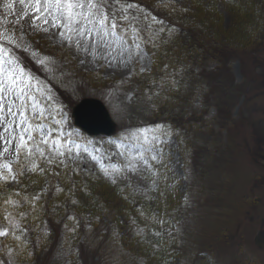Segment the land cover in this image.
Returning <instances> with one entry per match:
<instances>
[{
    "label": "rangeland",
    "instance_id": "374dc122",
    "mask_svg": "<svg viewBox=\"0 0 264 264\" xmlns=\"http://www.w3.org/2000/svg\"><path fill=\"white\" fill-rule=\"evenodd\" d=\"M128 2L136 3L158 20L175 27L178 24L173 14L169 10L166 12L162 4L170 3L176 8L187 6L186 14H197L201 8L205 16L215 17L213 27L218 32H214L222 35L221 44L234 41L231 32L238 21L237 15L248 24L247 30L234 31L237 37L240 34L242 38L247 37L246 33L254 35L259 31L260 23L264 28L262 8L252 11L254 15L245 19V15L252 12L236 9L228 0ZM8 3L14 8L5 7ZM209 11L215 12L208 14ZM22 12L18 0H0V31H14L18 36L27 34L24 39L29 42L28 52L16 50V54L39 80L41 90L51 89L54 107L63 105V111L67 113L64 131L79 133L82 139L76 136L74 139L81 144V149L85 140H92L89 151L100 147L102 152L96 155L100 163L111 170L113 165L126 163V156L118 155L119 152L136 151L132 140L123 141L121 148L106 143L118 139L125 128L152 126L153 130L148 133L150 140L152 137L167 139L155 127L157 124L170 125L174 130L170 142L163 146L165 160L155 165L159 169L155 191L149 190L151 181L146 178L147 173L141 171L132 173L127 170L113 185L103 178L99 164L90 158L81 165L79 173L87 184L86 194L76 189L60 196L56 188H62L61 180L38 173H25L19 184H6L9 191L21 190L23 195H34L47 185L42 201L47 210L42 214L46 224L41 220H30V223L38 224L41 230H50L48 240L51 244L46 252L43 249L35 251L36 264H53V254L64 236V225L74 223L67 219L70 215L79 220V239L75 246L79 249L80 264H109V249L116 247H122L132 255L143 254L138 238L134 236L135 228L142 225L139 215L126 216L120 203L129 185L135 191L127 194L142 196L145 199L143 208L151 206L153 212L167 213L169 223L178 230L181 243L176 248V264L190 254L195 264H204L206 256L213 257L215 264H264V41L258 42L261 41L259 37L264 39V31L256 37L251 48L227 50L222 65L212 57L204 61L193 58L189 73L200 78L188 80L182 93L178 87L174 94L181 96L175 103L167 94L166 100L163 94L154 98L159 107L152 110L153 101L147 96L155 87L153 80L148 78V75L153 77V49L147 48L148 56L141 61L136 56L128 59L127 52L121 57V47L113 45L115 70L109 67L111 57L94 63L89 57L90 62L85 67L79 64L80 57L73 58L74 50L69 52L62 48L58 39L35 28L29 29L30 21L22 19ZM249 23H254L253 28ZM200 31L196 32L203 35ZM219 42L216 41L218 45ZM218 45L216 47L221 49ZM33 51L35 57L31 55ZM101 51L107 53L110 49ZM46 57L43 66L37 63ZM121 59L128 61L126 67L120 65ZM97 64L103 67L98 68ZM129 94L131 101L127 99ZM85 100L104 104L115 129L112 135L89 136L74 124V108ZM109 156L112 159H108ZM69 171L73 179H79L71 168ZM80 188H85V183ZM73 200L77 203L73 204ZM57 205L59 207L53 212V206ZM77 207L82 213L80 216L76 211L79 217L75 212ZM109 207L117 211L109 209L110 213H106L105 209ZM97 216L99 221L92 226ZM131 218L136 219V225L131 224ZM113 228L119 234L118 243L111 239ZM39 234L43 236V231ZM166 259L170 258H151L150 264H162ZM123 260L124 264H135L128 256Z\"/></svg>",
    "mask_w": 264,
    "mask_h": 264
},
{
    "label": "snow or ice",
    "instance_id": "6c2138e0",
    "mask_svg": "<svg viewBox=\"0 0 264 264\" xmlns=\"http://www.w3.org/2000/svg\"><path fill=\"white\" fill-rule=\"evenodd\" d=\"M23 8L22 19L29 20V29L35 28L59 40L62 48L69 52L74 50L75 56L80 57L79 64L87 66L89 57L91 62L101 59L108 61L109 67L115 70V51L113 45L121 47V57L128 53V59L139 57L142 61L148 56L147 48L156 51L161 47L173 44L179 36L177 27L168 26L164 20H158L140 8L139 5L128 0H18ZM237 3L240 0H236ZM13 9L14 5H5ZM187 11V9H183ZM142 14V15H141ZM158 27H153V25ZM24 33L18 36L14 31H0V264H36L34 253L37 250H48L51 242L48 240L50 230H41L38 224L31 221L42 220L46 213L43 197L47 192V185L40 192L32 195H23L21 190L9 191L5 185L20 179L25 173L51 175L60 178L67 176L68 170L79 175L81 165L90 158L99 164L103 178L113 185L119 176L127 170L132 173L146 172L150 179L151 191L156 190V178L159 169L155 165L162 164L165 160L164 144L169 143L174 130L170 126L157 124L165 140L152 137L148 133L152 126L125 128L116 140L106 143L121 148L123 141L132 140V147L136 151H121L120 156H126V163L113 165L110 170L105 164L100 163L96 153H101L100 147L89 151L88 145L92 140H85L84 147L74 139H82L79 133L69 130L65 133L64 126L67 122V113L63 105H55V98L51 89L41 90L40 82L29 71L24 60L16 54V50L27 53L29 42L24 39ZM143 45V47H142ZM101 49H110L107 53ZM167 55V53H165ZM36 56V52L31 54ZM48 58L40 59L37 63L43 66ZM126 59L120 60V65L126 67ZM98 68L103 65H96ZM170 65L164 64V74L153 80L155 86L147 96L152 110H158V103L154 98L161 97L164 89L169 92L178 90L181 76L179 68L169 72ZM144 71L143 68L140 69ZM166 100L167 96H163ZM127 99L131 101L129 94ZM122 107L124 105L122 104ZM151 145V146H149ZM127 147V146H125ZM106 151V150H103ZM113 155H117L114 153ZM108 159H112L111 156ZM59 169V171H57ZM89 171L88 169H83ZM57 192H63L57 187ZM71 191V189H69ZM135 189L129 185L127 192ZM126 195L125 200L128 199ZM163 195V193H161ZM187 199V198H185ZM134 202V201H133ZM73 204L77 201L73 200ZM57 206L52 211L56 212ZM135 211L145 222L144 227H136L134 236L142 247L143 254L132 255L122 247L109 249L111 258L109 264H124L123 257L128 256L135 264H150L151 258L166 256L162 264H176V248L181 241L178 239V230L173 229L167 218V213L146 215L147 211L142 206ZM74 223L65 224L64 236L53 254V264H80L79 249L75 242L79 239V220L76 216L67 217ZM99 221V217H95ZM131 224L136 225V219L131 218ZM159 225V229L154 227ZM43 231V236L39 234ZM88 231H91L88 227ZM36 233V235H32ZM119 234L113 228L112 237L118 243ZM201 255H204L203 253ZM180 264H195L189 256L182 257ZM204 264H215L211 256H206Z\"/></svg>",
    "mask_w": 264,
    "mask_h": 264
},
{
    "label": "trees",
    "instance_id": "16d2710c",
    "mask_svg": "<svg viewBox=\"0 0 264 264\" xmlns=\"http://www.w3.org/2000/svg\"><path fill=\"white\" fill-rule=\"evenodd\" d=\"M230 4L235 5L236 9H245V12H252V11H257L260 8H262L263 17L264 18V0H240L239 3L236 2V0H228ZM164 9H166V12L169 10L172 16H174L175 22L178 24L177 28L179 29V36L176 38V40L173 42V44L161 47L160 49L156 50V55L154 57V68L151 74H153V77L148 75L149 80H158L163 74H164V64L168 63L170 65L168 71L172 72L173 69L179 68L181 71V76H177L176 78L181 82L179 84V92L182 93L183 91V86L187 85V81L191 80L192 78L197 81L199 79V75H194L191 76L190 72V67L192 68L191 60L195 57L199 58L200 61H204V59H207L209 57H212V59L216 60L218 63L221 65L224 62V58H226V51L227 50H242L243 48H251L253 43L255 42L256 37L264 31V28L259 27V31L257 33L250 34L249 36L247 33L245 36L242 38L241 34L237 36L234 31L241 32L243 29L247 30L248 24H244V19L239 18V15H237V23L233 25V32H231V36H234V41L228 42L225 44H221L219 39H223L222 35L219 36V33H216L214 31L218 32V29H215L213 27L215 17L212 16H205L203 12H201V8L199 9V13L197 14H192L193 12H190V14H186L187 11H183V9H186V7L183 8H176L175 5L166 3L162 4ZM235 9V10H236ZM214 13L215 11H209L208 14ZM192 14V15H191ZM250 15H254L253 12L252 14L245 15V19H249ZM178 18V20H177ZM260 21V20H259ZM252 28L254 26V23H249ZM246 25V26H245ZM210 27V29H209ZM182 28V29H181ZM201 29V31H200ZM183 32H182V31ZM202 32L203 35H200L198 32ZM233 39V37H231ZM244 39V40H243ZM258 42L264 41L261 37L258 38ZM218 41L221 46V49L219 47H216ZM257 41V40H256ZM241 44V45H240ZM218 45V46H219ZM241 46L242 48H239ZM167 53V55L165 54ZM196 55V56H195ZM201 55L203 58H201ZM195 65V63H194ZM174 91L167 92L165 94L168 95L169 99L171 101L177 102L180 98L181 95L174 94ZM196 94V93H195ZM79 179H73V177L70 174V171L68 170L67 176H61L59 179L61 180V185L62 189L64 190L63 192H59V195L62 196L67 194L68 192L72 193L74 190L78 189L79 191L83 192L84 194L87 193L86 190V182H84V178L81 177L80 175H77ZM93 177V176H91ZM90 179V178H89ZM92 180V178H91ZM85 183V188H80V185ZM71 189V191H69ZM180 195V194H179ZM128 199L125 200V196H121L122 199H120L121 206L124 207L122 211H125L126 216H130L131 214H137L139 215L136 211L133 212L136 208H140L144 203L145 199L142 198L139 194H127ZM134 201V202H133ZM110 205V204H109ZM112 207V206H111ZM109 209L113 212H116L117 210L112 209V208H106V213H110ZM147 211L146 215H151L152 214V207L151 206H145ZM78 211L79 215L81 216V211L77 207L75 209V212ZM70 214V212H69ZM76 215L78 216L77 212ZM79 217V216H78ZM139 220L141 221L142 219L139 217ZM118 222V221H117ZM116 222V223H117ZM97 222L96 220L92 221V226H96ZM119 224V222H118ZM121 226V225H120ZM159 229L158 225H155ZM163 256V255H162ZM161 256V257H162Z\"/></svg>",
    "mask_w": 264,
    "mask_h": 264
},
{
    "label": "water",
    "instance_id": "95a60500",
    "mask_svg": "<svg viewBox=\"0 0 264 264\" xmlns=\"http://www.w3.org/2000/svg\"><path fill=\"white\" fill-rule=\"evenodd\" d=\"M78 123L91 132H101L109 134L111 127L106 114L99 104L85 102L76 113Z\"/></svg>",
    "mask_w": 264,
    "mask_h": 264
}]
</instances>
